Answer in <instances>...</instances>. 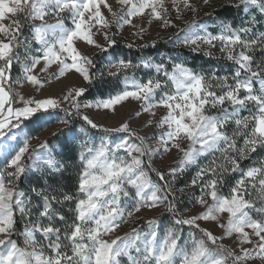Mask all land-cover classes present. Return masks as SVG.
Masks as SVG:
<instances>
[{
  "label": "snow or ice",
  "instance_id": "1",
  "mask_svg": "<svg viewBox=\"0 0 264 264\" xmlns=\"http://www.w3.org/2000/svg\"><path fill=\"white\" fill-rule=\"evenodd\" d=\"M116 3L119 13L107 0H0V159L5 161V169L0 170V264H248L255 259L264 264V160L247 170L241 169L239 163L258 149L264 150V61L257 62L253 55L257 50L264 53V31L251 34V28L246 27L236 29L225 24L213 34L190 25L187 30L182 29L183 37L177 36L173 42L194 52L202 46L215 48L219 43L223 57L236 66L230 78L215 73L205 76L182 63H173L168 71L163 63L154 65L150 60L142 59L138 64L109 60L107 75L119 78L123 73L124 87L95 104L85 102L83 108L113 109L131 99L141 102V110L155 117L153 110L162 107L166 114L156 127L164 131L158 137L153 133L157 141L154 147L127 124L115 131L128 133L138 143L124 140L115 145V150L104 141L99 146L85 143L79 154L81 170L76 194L66 193L59 198L37 191L43 205L36 219L31 218V200L17 189L18 181L27 172H40L45 167L58 171L59 166L50 150L46 156L37 154L35 149L30 151L29 138L21 140L14 130L40 111L58 108L60 102L51 98L25 99L14 91V84L42 87L44 82L33 73L43 60L42 71L56 63L60 66L57 78L75 69L92 85L105 73L92 71L94 61L77 50L76 41L107 51L116 44L105 31L113 23L123 28L132 25L133 18L147 16L149 24L155 20L164 27L171 26L164 0ZM171 4L177 19L183 10L195 11L191 0H171ZM241 5L245 11L254 8L264 16V0H238L235 6ZM102 7L111 20L103 14ZM6 19L8 24L4 23ZM50 19L55 23H49ZM25 27L29 37H24ZM94 29L103 31L106 46L93 39ZM21 45L23 60L17 51ZM204 54L212 55L210 50ZM14 64L21 66L22 73L15 80L11 75ZM138 68H155L158 75L147 80L128 75L129 70ZM216 88L222 91L217 93ZM85 91L81 87L64 97L66 102L71 100V110L65 109L68 115L73 114L72 110L80 114L81 104L76 98ZM217 108V115L210 114L211 109ZM242 111L249 114L241 116ZM82 119L92 128L98 127L88 116ZM60 123L67 125L69 121ZM230 124L235 125L231 135L226 127ZM40 147L48 150L46 142ZM121 149L125 155L117 154ZM172 149L181 154L177 165L167 172L172 179L196 164L199 157L220 154L207 166H198L191 184L185 186L199 187L195 204L204 209L191 217H184L177 210L172 179L152 169L151 157ZM26 154L32 161L30 165L24 163ZM145 157H149L147 164ZM149 170L156 172L158 182H153ZM235 172H240V178L225 195L221 191L224 177ZM257 190L261 194L258 203L251 198ZM177 191L183 193L185 189ZM73 201L74 207L69 209L73 217L68 221L54 204ZM161 206L172 214L174 225L163 235L158 232L157 219L146 220V229L133 227L123 236L116 235V230L142 209ZM16 213L25 221L23 246L12 238L16 234ZM224 214L226 223H220ZM199 221H216L223 229L222 235L217 237L202 229ZM183 226L199 230L200 236L189 232L188 242H182ZM227 237H234L236 247L220 242Z\"/></svg>",
  "mask_w": 264,
  "mask_h": 264
},
{
  "label": "rangeland",
  "instance_id": "2",
  "mask_svg": "<svg viewBox=\"0 0 264 264\" xmlns=\"http://www.w3.org/2000/svg\"><path fill=\"white\" fill-rule=\"evenodd\" d=\"M107 2L112 5L113 10L117 11L119 13V5L116 3V0H107ZM166 7L169 10L168 18L171 20V26L164 27L160 21L153 20L150 24L148 23V17H135L133 18V24L132 25H125L123 28H117L116 25L113 23L112 28L108 31V35L113 38L114 35L117 38H122L124 44L132 45L131 47L137 48V47H148L151 45H154L158 41L166 40V39H175L173 41H176L177 36L183 37L184 31L187 30L188 26H192L193 28H203L207 29V31L217 34L221 31V26L225 25L227 23H223L221 21H217L216 23L210 24V23H196L195 21L198 18L205 17L208 14H210V11L213 10L218 4H223L226 2L230 3H237L238 0H208V3H204V0H191L192 5L195 8V11H188L183 10L182 15L179 19L176 18V12L173 10L171 0H164ZM103 14L111 20L112 17L108 13L107 9H104L102 7ZM244 16L246 17L245 20H243V24L239 25V23L235 26H232L233 28L239 29L241 27L251 28V34H256L258 32L264 31V16H262L256 9H250L248 11H245L244 9ZM253 17L255 18V22L253 23ZM5 24L9 23V20L6 19L4 21ZM49 23H55L54 19H50ZM70 24V21L66 22ZM134 25V26H133ZM231 25V24H229ZM217 29V30H214ZM94 36L93 39L101 44L106 46L105 37L103 34V31L96 32V30H93ZM29 29L27 27L24 28V37H29ZM178 46V44H175ZM75 47L77 50L84 56H87L88 58L92 59V57L101 51L99 48H96L93 45H88L84 41H76ZM129 47V46H128ZM110 47H108L109 49ZM188 50H191V48L184 47ZM220 45L217 43L215 48L208 49L207 46H202L199 51V53L204 54L206 50H210L211 53H214L215 55L219 56L218 58H222L226 60L223 55L220 52ZM17 51L21 55V59L24 58V48L23 45H21L20 48L17 49ZM255 56V59L257 62L264 61V53L257 50L255 53H253ZM260 59V60H259ZM109 60L115 61L119 59H113L111 57L105 58V64L104 69H106V72L108 71L106 65ZM71 61H69L70 63ZM17 65V70H20V75L17 77L20 78L21 73V66L19 64ZM44 67L43 60L41 61V64L37 66L34 73L38 76V79L43 81L42 87H35L28 83H23L22 85H15L14 84V91L18 94V96H23L25 99H33V100H42V99H55L58 102H60V106L56 109H49L48 112L40 111L38 112V116H36V122L39 126L37 131H34V129H28V127L21 125V128L18 130H14L17 132L18 137L22 140L23 137L27 136L29 138V147L30 151L35 149L37 154L42 155H48L49 150L51 153V156L54 157L56 146L48 144V141L52 137H56L57 135H60L63 137V134L68 127V124H62L60 123L61 120H66L64 118V115L67 117H72L77 119L79 117L82 118V116H88L90 120L93 121L98 127L92 128L90 125L86 123L87 127L91 130V137L89 138V141L87 144L89 146H99L102 141L106 142L111 146L113 150H115V145L122 143L124 140H128L129 143L137 142L135 141L134 137H129L128 133L122 132V131H115V129L120 128L122 125L127 124L129 128L134 131L137 135L145 137L147 140V143L149 146H155L156 145V138H153V133L156 134V137L159 136V134L164 131V129H160L156 127L157 121L162 118L166 111L165 109L156 108L153 111L156 112V116L153 117L149 113H145L141 110V102L133 101L131 99L126 100L122 102L121 104L116 105L113 109H103V108H83V104L86 101H80L79 97L76 98L79 103L81 104V112L79 115L75 114V111L72 110L73 114L68 115V113L65 111V109H70L71 100L64 101V97L67 96L69 91H72L74 89L78 88H85L87 89L88 84L83 80V78L75 71V69H72L70 71L65 72L63 76H59L57 78V73L59 72L60 66L56 63L52 64L47 68L46 71H42L41 69ZM115 71V69H112ZM149 71L150 69H144ZM155 71V69H154ZM157 73L149 74L144 77H134L138 80H147L150 78L157 77ZM146 77V78H145ZM13 78V77H12ZM144 78V79H143ZM163 78L162 75L160 77ZM13 80H15L13 78ZM229 82H231V79H229ZM124 85L122 86V88ZM256 87L258 88L259 85L257 84ZM216 92H221L222 90L219 88L214 89ZM109 97V96H108ZM107 97V98H108ZM105 98V99H107ZM102 100L97 99L93 101H88L90 103L95 104V102ZM15 107H20V104H15ZM228 105H225L227 107ZM251 107V105H249ZM71 110V109H70ZM215 111H219V109H211L210 114H214ZM247 114L244 116H247L249 113L246 111ZM39 119V120H38ZM148 121H151L150 124L146 123ZM107 129V131H105ZM78 132V136L72 137V136H66L68 139V142L75 143L78 147L79 151H82V145L80 143H77L78 141L83 142L85 139L83 137V129L81 127L76 128ZM55 133V135H54ZM70 135V134H69ZM86 141V140H85ZM48 144V150L43 149L40 147L42 143ZM187 145L185 144V147ZM118 155H125L123 150L121 149L118 153ZM27 156V154H26ZM25 156V157H26ZM207 157V156H201L198 158V161L196 164L189 165L184 172L186 173H193L192 179L195 176V173L193 172V169L198 170V166H207L209 163H202L201 159ZM181 158V154L178 153L175 149H172L170 152L162 153V154H155L151 157V163H152V169L158 170L160 172H163L166 174V179H172L167 175V172L170 168L175 167ZM149 160V157H145V163L147 164ZM32 161H29L30 165ZM255 166V165H254ZM258 166V165H257ZM252 167V166H249ZM249 167L245 168L247 170ZM5 169V161L3 159H0V170ZM44 169V168H43ZM42 169V170H43ZM41 170V171H42ZM40 171V172H41ZM183 172V173H184ZM31 173H38V172H27L26 174L29 175ZM151 174L158 179L156 172L149 170V175L151 177ZM240 178V177H239ZM238 178V179H239ZM173 183V179H172ZM191 184V183H190ZM188 184V185H190ZM177 189L173 186L174 193H181L177 191ZM185 191L183 192L184 195H188L192 193L193 195L196 194L194 191H198L200 193L199 187H184ZM200 195V194H199ZM198 195V196H199ZM261 194H259V191H255L253 193V196L251 197L253 200H256ZM197 197V196H195ZM248 198V197H246ZM204 209L201 208L199 204H195V199L193 200L190 208L188 211L182 213L184 217H191L194 215H197L201 213ZM171 215V213L167 212L166 209L161 206L159 208L155 209H142L139 213H136L134 217H132L127 223L122 224L119 229L116 230V235L123 236L125 233H128L132 230L133 227H143L147 228V225L145 223L148 219H157L158 220V232L163 235L165 231L169 227H173V219L172 217H169L168 215ZM256 214L253 213V216ZM220 223H226V214H224L221 217ZM200 227L202 229H207L212 231L214 235L217 237H220L223 233V229L218 226V223L216 221H199ZM25 227V226H24ZM179 227V226H175ZM24 231V228H23ZM183 236H182V242H188L189 240V232L195 233L197 237L200 236L199 230H192L188 226H183ZM250 231V230H248ZM22 236V235H21ZM22 242H23V236H22ZM225 246L229 248L236 247L237 243H234V237H227L220 241ZM46 243V242H45ZM23 244V243H22ZM245 247H252V245H245ZM237 251L239 249L237 248ZM248 264H262V262L259 259L251 260L248 262Z\"/></svg>",
  "mask_w": 264,
  "mask_h": 264
},
{
  "label": "trees",
  "instance_id": "3",
  "mask_svg": "<svg viewBox=\"0 0 264 264\" xmlns=\"http://www.w3.org/2000/svg\"><path fill=\"white\" fill-rule=\"evenodd\" d=\"M236 4L237 3L230 2L218 4L213 10L210 11V14L205 17L198 18L195 22L199 24H213L217 21H221L223 23L231 24V26H235L238 23L241 25V23L243 24L245 22H243V20L246 19L244 16V7L242 5L240 7H236ZM113 39H115L116 44L112 45L107 51L96 53L92 57V60L95 63V68L92 69V71L96 72L103 70L105 74L103 76H98L92 85L87 86L83 96L79 97L80 101L88 102L97 99H105L111 94H115L122 89L123 73L119 78L110 77L107 75L106 69H104L105 58L108 56L113 59L131 61L134 64L140 63L142 59L150 60L154 65L163 63L168 71L172 70L173 63H182L186 67L191 68L197 73H202L205 76L215 73L217 76L227 75L230 78L234 68L236 67L232 62L224 60L221 57L218 58L219 56H217V54L215 55L212 53V55H205L199 52L188 50L180 45H174L173 40L175 39L168 38L166 40L158 41L154 45L148 47L137 48L128 47L126 44H124L122 38H117L115 35ZM154 69L155 68H152L149 71H145L143 68L129 70L128 75L141 78L146 75L149 76V74L156 73ZM11 75L14 79H17V77L20 75V70H17V65H13ZM217 93L220 92L217 91ZM218 113L219 111H215L214 114ZM245 114H247L246 111L241 112V116H244ZM36 116H38V113L28 120H25L22 125L28 127V129L33 128L34 131H37L39 126L36 122ZM77 117L78 118L75 119L64 115V118L69 121L68 127L64 131L66 133L63 134V137L57 135L48 141V144L56 146L57 150L55 151L53 158L57 162L59 170L52 171L45 167L41 172L31 173L29 175L25 174L20 178L16 185L17 189L23 192L26 198L31 200V210L33 213V216L31 217L32 219H36V213L42 208L43 205L42 197L36 194L37 191L43 190L45 194L49 196L55 195L59 198H62L63 194L66 193L73 195L76 194L79 173L81 170V161L79 158L80 151L76 146V142H68L66 136H78L76 128L81 127L83 129V137L86 141H78L77 143L84 145L91 137V130L87 127L86 123L81 117ZM226 127L228 134L231 135L235 125L230 124ZM219 156V153H215L214 155L210 154L207 157L202 158L201 161L202 163H210L213 159H218ZM261 160H264V150L258 149L257 152L252 153L250 158L241 159L239 161L240 168L245 170V168L249 166H257ZM29 161L30 159H28V156H26L24 158L25 165H28ZM196 171L197 169H193V172ZM192 174L193 173L186 172L178 174V178L173 179V186L175 188H184L186 185L191 183ZM239 177L240 172L226 175L224 177V184L221 189L222 193L227 195L230 188L235 184ZM151 179L153 182H158V179L152 174ZM33 189H36V191H33ZM194 192H196L194 195L192 193L188 195H184L183 193H175L176 208L181 214L188 211L194 200V197L200 194L198 191ZM255 201L257 203L259 202L258 199ZM74 203L75 202L73 201L65 202V204H54V208L60 214L64 215L68 221H71L73 212H71L69 209L74 207ZM168 216L172 217L170 214ZM16 221V234L12 238L16 240L21 246H23L21 233L23 232L25 221L20 217L19 213H16ZM58 226L61 225L58 223Z\"/></svg>",
  "mask_w": 264,
  "mask_h": 264
}]
</instances>
